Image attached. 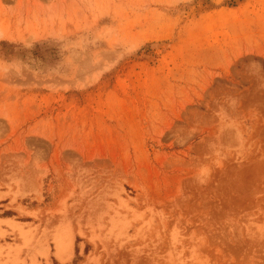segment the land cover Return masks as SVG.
<instances>
[{
    "label": "rangeland",
    "instance_id": "rangeland-1",
    "mask_svg": "<svg viewBox=\"0 0 264 264\" xmlns=\"http://www.w3.org/2000/svg\"><path fill=\"white\" fill-rule=\"evenodd\" d=\"M0 264H264V0H0Z\"/></svg>",
    "mask_w": 264,
    "mask_h": 264
},
{
    "label": "bare ground",
    "instance_id": "bare-ground-1",
    "mask_svg": "<svg viewBox=\"0 0 264 264\" xmlns=\"http://www.w3.org/2000/svg\"><path fill=\"white\" fill-rule=\"evenodd\" d=\"M65 250V249H64ZM62 258H64V257H62Z\"/></svg>",
    "mask_w": 264,
    "mask_h": 264
}]
</instances>
